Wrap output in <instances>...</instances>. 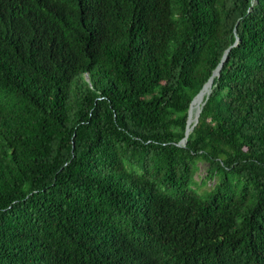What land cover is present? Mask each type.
<instances>
[{
  "label": "trees",
  "instance_id": "trees-1",
  "mask_svg": "<svg viewBox=\"0 0 264 264\" xmlns=\"http://www.w3.org/2000/svg\"><path fill=\"white\" fill-rule=\"evenodd\" d=\"M0 264H264V0H0Z\"/></svg>",
  "mask_w": 264,
  "mask_h": 264
},
{
  "label": "bare ground",
  "instance_id": "bare-ground-1",
  "mask_svg": "<svg viewBox=\"0 0 264 264\" xmlns=\"http://www.w3.org/2000/svg\"><path fill=\"white\" fill-rule=\"evenodd\" d=\"M212 82H213V80H211L205 86L203 91L198 96L199 100L197 101L196 105L194 107L191 106L192 108H190V111H189V132H191V129H192L193 125L196 123V120H197V118H198V116H199V114H200V112H201V110L203 108L204 99H205L206 95H208L210 93ZM194 102H195V100H194Z\"/></svg>",
  "mask_w": 264,
  "mask_h": 264
},
{
  "label": "rangeland",
  "instance_id": "rangeland-1",
  "mask_svg": "<svg viewBox=\"0 0 264 264\" xmlns=\"http://www.w3.org/2000/svg\"><path fill=\"white\" fill-rule=\"evenodd\" d=\"M198 168L199 169L195 176V180L197 182V185L195 186V188L199 193H203L204 191L210 190L214 186L215 181H208L205 183V177L207 175V168H208L207 163L202 162V161L199 162Z\"/></svg>",
  "mask_w": 264,
  "mask_h": 264
},
{
  "label": "water",
  "instance_id": "water-1",
  "mask_svg": "<svg viewBox=\"0 0 264 264\" xmlns=\"http://www.w3.org/2000/svg\"><path fill=\"white\" fill-rule=\"evenodd\" d=\"M239 42H240V39L237 37L236 42L234 43V46L237 45ZM228 51H229V50H228ZM228 51H227V53H228ZM227 53H226L225 56L223 57V60H222V63L220 64V66L216 69V71L214 72L213 76L209 79V81L205 84V86H206L211 80H214V78H215L216 76H219V75H220V70H221V67H222V65H223V62H224L225 59L227 58ZM205 86L201 89V91L199 92V94L195 96V98L193 99V101H192V103H191V105H190V108H191V106H192L194 100L200 95V93L203 91V89L205 88ZM210 94H211V92L207 95L206 101H207V99L209 98ZM206 101H204L203 106L205 105ZM190 108H189V111H190ZM202 110H203V108H202ZM202 110H201V112H202ZM201 112H200V114H201ZM188 113H189V112H188ZM200 114H199V116H200ZM199 116H198V118H197V120H196V123L193 125L191 131H192V130L195 128V126L198 124V122H199ZM189 134H190V132H189V118H188L187 129H186V136H185V138L180 142L181 145L185 146V145L187 144V139H188Z\"/></svg>",
  "mask_w": 264,
  "mask_h": 264
}]
</instances>
